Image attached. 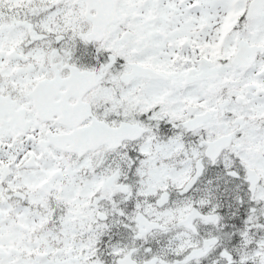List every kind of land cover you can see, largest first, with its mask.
I'll list each match as a JSON object with an SVG mask.
<instances>
[{
    "label": "snow or ice",
    "instance_id": "snow-or-ice-1",
    "mask_svg": "<svg viewBox=\"0 0 264 264\" xmlns=\"http://www.w3.org/2000/svg\"><path fill=\"white\" fill-rule=\"evenodd\" d=\"M0 264H264V0H0Z\"/></svg>",
    "mask_w": 264,
    "mask_h": 264
}]
</instances>
